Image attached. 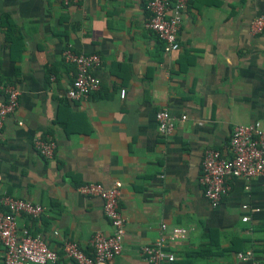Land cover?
I'll return each instance as SVG.
<instances>
[{
	"label": "crops",
	"instance_id": "crops-1",
	"mask_svg": "<svg viewBox=\"0 0 264 264\" xmlns=\"http://www.w3.org/2000/svg\"><path fill=\"white\" fill-rule=\"evenodd\" d=\"M146 3L0 0V82L20 93L0 129V196L45 208L19 216L17 231L41 234L55 264H75L65 241L91 254L93 235L112 233L102 200L78 192L89 182L121 184L125 235L108 264H146L141 247L163 235L162 224L190 228L168 243L173 264H264V176L228 178L215 208L199 182L206 151L231 157L237 125L264 129V30L251 32L264 0H189L172 53L147 29ZM68 47L100 57V89L79 101L66 97L76 75L62 58ZM162 110L174 122L168 137L157 130ZM47 138L56 143L51 159L35 148ZM3 253L0 243V264Z\"/></svg>",
	"mask_w": 264,
	"mask_h": 264
},
{
	"label": "built area",
	"instance_id": "built-area-1",
	"mask_svg": "<svg viewBox=\"0 0 264 264\" xmlns=\"http://www.w3.org/2000/svg\"><path fill=\"white\" fill-rule=\"evenodd\" d=\"M81 0H62L65 6L78 4ZM189 0H147L146 9L149 19L146 24L163 43L166 53L180 49L178 33L183 13ZM264 30V17L255 19L251 25L252 34H260ZM63 60L76 67V75L71 82L66 97L70 101L86 99L97 93L100 81L93 71L100 64L97 54L76 53L70 47L63 51ZM0 90L4 100L0 104V129L5 120L13 115L19 106L20 93L12 84L0 82ZM157 130L163 137H168L174 130V122L165 110L155 116ZM185 117H182L184 120ZM21 125V123H19ZM229 147L231 157L223 158L216 150H208L204 154L201 167L200 185L204 197L212 207H217L228 192V178H254L264 176V129L259 122L237 125L232 131ZM35 148L45 159L54 155L56 143L52 138L37 140ZM120 183L106 188L101 183L89 182L78 188V192L86 197H98L102 200V210L110 223L112 233L105 235L97 232L91 239L93 252L86 254L78 245L65 241L61 247L63 254L75 264H108L121 254L125 235V220L119 208ZM246 209V206L244 207ZM45 211L39 204L8 195L0 196V243L3 246L2 264H55L58 254L50 249L41 234H31L27 229L18 234L17 218L21 215L38 217ZM248 217H242L246 222ZM163 233L150 245L141 247L146 264H173L175 256L168 249V243L184 240L190 228L176 226L167 231L161 225ZM57 235V232L54 233ZM238 259L247 261L252 256L250 251L239 253Z\"/></svg>",
	"mask_w": 264,
	"mask_h": 264
},
{
	"label": "trees",
	"instance_id": "trees-1",
	"mask_svg": "<svg viewBox=\"0 0 264 264\" xmlns=\"http://www.w3.org/2000/svg\"><path fill=\"white\" fill-rule=\"evenodd\" d=\"M11 34H12V29L11 27H9L7 32V39H11Z\"/></svg>",
	"mask_w": 264,
	"mask_h": 264
}]
</instances>
